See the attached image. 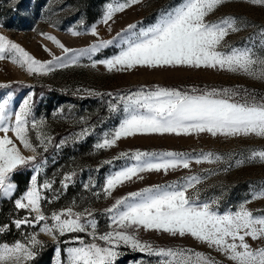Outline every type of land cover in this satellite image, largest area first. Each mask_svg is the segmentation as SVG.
<instances>
[{"label": "rangeland", "instance_id": "obj_1", "mask_svg": "<svg viewBox=\"0 0 264 264\" xmlns=\"http://www.w3.org/2000/svg\"><path fill=\"white\" fill-rule=\"evenodd\" d=\"M116 2L123 0H0V35L21 45L42 62L53 61L52 71L30 75L24 68L13 64L10 58L0 60V102L8 100L7 108L14 114L25 100L31 98L32 112L28 135L36 152L24 149L19 141L16 143L24 156H41V160L30 168L25 186L24 176L15 177L22 171L26 173L24 167L13 174L12 180L17 188L9 197L0 194V209L5 199H13L15 203L31 187V177L35 175L45 197L42 207L46 215L50 216L53 211L69 207L75 212H84L87 209L92 213L90 218L97 223V235L113 230L111 214L106 209L115 204L117 199L148 187L184 184L193 176L198 177L200 183L188 190L187 195L192 199L198 203L218 201L214 207L220 214L236 210L241 203L250 200L254 192L264 187V163L258 159H246L250 150L264 149V138L254 134L247 137H213L206 132L191 135L138 133L117 140L112 147H97L105 138L111 139L120 123L127 117L124 111L125 101L120 98L141 90H154L157 86L182 91L240 86L258 95L264 94V82L249 78L243 73L220 69L137 66L133 69L109 71L101 61L112 59L124 50L127 46L124 40L131 37L130 32L123 31L128 25L135 24L137 27L134 31L139 32L141 28L153 25L161 10L175 6L181 0H141L140 3L115 14L107 24L102 23L106 6ZM224 16L237 17L245 22V26L230 34L221 50L226 51L229 46H247L249 37L254 41L258 40L259 30L264 28V4H252L248 0H229L207 19L216 21ZM93 26L98 33L96 36L91 34ZM73 31L80 34L73 35ZM43 34L54 36L66 47L75 50L90 48L101 41L112 43L95 53L79 56L76 63L60 67L54 57H63V50ZM73 55L74 53H70L65 57V62ZM36 90L40 92L37 103L34 102ZM111 105L115 106V111L111 110ZM33 121L37 124L34 129L31 127ZM8 135L13 140L16 139L12 132ZM137 151L187 153L191 158L190 167H179L167 173L143 172L117 186L111 191V195L105 194L107 178L135 165L137 161L133 156ZM201 152L220 154L225 159L197 163L195 158ZM241 160L245 161L242 165L238 163ZM37 166L40 168L38 173L35 171ZM66 176H71V180L65 181ZM45 182H50L51 188L43 189ZM65 183L67 187H64ZM247 207L258 215L262 214L264 199H257L247 204ZM19 211L24 216L27 215L25 210ZM14 219L17 218H3L0 225L9 226V221ZM39 227L40 225L36 228L25 227L19 233V240H24L26 234L38 232ZM136 234L142 242L149 243L154 248H191L209 254L222 264H231L222 253L191 236H171L162 231H145L142 228ZM76 236L86 244L93 242L87 232L67 234L60 237L59 243L40 233L38 239L43 242L44 247L28 264L34 263L42 252L44 254L41 260L43 259L45 253L47 254L49 241L55 244L49 264H56L57 248L61 250L60 260L66 261L65 250L80 246L79 241L74 239ZM247 239L254 247L258 246L259 242ZM95 242L104 246L103 241ZM117 251L121 255L115 264H157L160 259L133 250L130 246L121 245Z\"/></svg>", "mask_w": 264, "mask_h": 264}, {"label": "snow or ice", "instance_id": "obj_2", "mask_svg": "<svg viewBox=\"0 0 264 264\" xmlns=\"http://www.w3.org/2000/svg\"><path fill=\"white\" fill-rule=\"evenodd\" d=\"M140 2L141 0H123L109 3L101 22L107 24L115 14ZM228 2L229 0H181L175 6L161 10L156 22L147 28H141L139 32L134 31L137 27L135 24H130L123 30L131 33V37L124 40L127 46L119 55L101 63L109 71L133 69L137 66L212 68L243 73L249 78L264 82V28L259 30L258 40L254 41L249 37L247 46H229L225 51L221 49L226 38L242 30L245 22L234 16H224L216 21L207 19ZM248 2L264 4V0ZM72 34L80 33L73 31ZM91 34L98 35L95 26L92 27ZM43 35L63 50V57H54L60 67L76 63L79 56L95 53L112 43L101 41L90 48L75 50L66 47L54 36ZM117 35L120 36V33ZM70 53L74 55L65 62L64 58ZM6 58H10L13 64L24 68L30 75L53 70L52 60L42 62L21 45L0 35V60ZM30 99L25 100L14 114L7 108L8 100L0 102V133H3L0 135V194L5 197L11 196L17 188L12 180L13 174L22 167L34 165L37 160L36 155L24 156L16 143L19 141L24 149L36 152L28 135L32 112ZM120 99L125 101L124 111L127 117L120 123L112 138H105L103 143L97 145L98 148L112 147L117 140L138 133L191 135L206 132L213 137H247L254 134L264 138V94L258 95L240 86L210 90L193 88L190 91L157 86L154 90H141ZM110 108L112 111L116 110L114 105ZM31 127H37L35 121ZM9 132L14 134L15 140L8 135ZM133 159L137 161L135 165L107 178L105 194L111 195V191L117 186L138 177L140 173H167L179 167L187 169L191 161L189 154L172 151H137ZM195 159L197 163L219 162L225 157L212 152H201ZM246 159H258L264 163V149L250 150ZM244 162L238 161L241 165ZM35 171L38 173L40 168L35 167ZM70 180L71 176L65 177V181ZM198 183L199 178L193 176L184 184L148 187L117 199L115 204L106 209L111 214L113 230L97 235V223L90 218L92 213L87 209L75 212L69 207L53 211L50 216L46 215L42 207L45 197L37 183V176L34 175L31 177V187L15 200V208L25 210L27 215L12 220V224L16 229H21L22 226L36 228L40 225L39 231L26 234L24 240L11 244L0 242V264H28L44 247L43 242L38 239L40 233L59 243L62 236L86 232L93 242L86 244L79 236L74 237L80 246L65 250L66 261L60 260L61 250L57 248L56 264H115L121 255L117 251L121 245L160 258L157 264H222L209 254L191 248H154L138 238L136 233L141 228L145 231H162L171 236H191L222 253L231 264H264V213L258 215L247 207V204L257 199H264V187L254 192L251 199L241 203L236 210L220 214L214 207L218 201L198 203L187 195L188 190ZM64 187H67V183ZM42 188H51V183L45 182ZM7 231L8 225H0V234ZM247 238L259 242L258 246L254 247ZM96 240L103 241L104 246L96 243Z\"/></svg>", "mask_w": 264, "mask_h": 264}, {"label": "trees", "instance_id": "obj_3", "mask_svg": "<svg viewBox=\"0 0 264 264\" xmlns=\"http://www.w3.org/2000/svg\"><path fill=\"white\" fill-rule=\"evenodd\" d=\"M48 91V88L46 89ZM39 95L40 92L39 90H36L34 93V102H38L39 99ZM41 160V156L39 155L37 157L36 162H34V165L36 163H38ZM33 165L30 166H26L24 167V170H26V173H24L23 171L21 173H17L15 175V177H22L24 176V186L26 185L28 178H29V174H30V168ZM24 188V187H23ZM1 213H0V222H2L3 218L6 217H16V218H23L24 217V213L22 211H19L15 208V203L13 201V199H5L2 202L1 205ZM10 214V215H9ZM4 225V224H3ZM25 229V227H22L21 229H16L15 226L12 224V221H9V231L4 232L3 234H0V241H7V242H14L20 239L19 237V233L22 232ZM54 243L49 241L47 242V254L45 253L43 259L41 260L42 255L44 254L43 252L40 254V256H38V259L32 263V264H49L50 262V256L51 253L53 251L54 248ZM40 261H42L41 263H39Z\"/></svg>", "mask_w": 264, "mask_h": 264}]
</instances>
